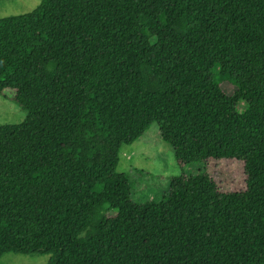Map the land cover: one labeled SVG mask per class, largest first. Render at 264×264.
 Here are the masks:
<instances>
[{
	"label": "trees",
	"instance_id": "16d2710c",
	"mask_svg": "<svg viewBox=\"0 0 264 264\" xmlns=\"http://www.w3.org/2000/svg\"><path fill=\"white\" fill-rule=\"evenodd\" d=\"M5 91L26 116L0 126V258L264 264V0H41L0 18ZM153 124L245 188L181 171L135 202L119 154Z\"/></svg>",
	"mask_w": 264,
	"mask_h": 264
},
{
	"label": "rangeland",
	"instance_id": "374dc122",
	"mask_svg": "<svg viewBox=\"0 0 264 264\" xmlns=\"http://www.w3.org/2000/svg\"><path fill=\"white\" fill-rule=\"evenodd\" d=\"M41 0H0V18L18 16L34 10ZM223 90L230 94L234 88L223 83ZM9 96L0 95V126L18 124L26 116L21 107L10 100L13 92L5 91ZM206 172L218 184L221 191H239L245 188L243 163L237 160H208L204 164H190L179 168L171 147L159 137L158 128L153 124L139 139L130 145H124L119 154L116 171L126 173L132 184V199L135 202L160 199L168 189L171 177L181 171L186 175ZM49 255H23L6 253L0 258V264H46Z\"/></svg>",
	"mask_w": 264,
	"mask_h": 264
}]
</instances>
